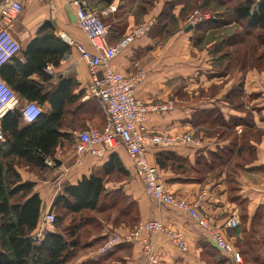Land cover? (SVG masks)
Masks as SVG:
<instances>
[{
    "label": "crops",
    "instance_id": "1",
    "mask_svg": "<svg viewBox=\"0 0 264 264\" xmlns=\"http://www.w3.org/2000/svg\"><path fill=\"white\" fill-rule=\"evenodd\" d=\"M24 10L12 28V32L26 49L36 37L38 30L51 22L62 39H73L91 50L86 35L77 24L74 0H19ZM100 11L103 22L109 29V43L117 44L128 30L141 23L152 21L149 33L138 38L132 46L119 55L112 67L130 75L142 69L146 73L137 88V97L147 104L175 102V109L165 114H151L148 127L154 131L182 134L191 132L204 141L202 148L176 145L168 151L182 160L188 168H200L197 158L203 160L201 181L196 175L161 171V178L169 190L189 201H194L204 192L205 212L213 216L218 226L237 217L235 229L225 230L227 239L243 256L244 264H264V251L259 254L258 241L263 238L264 247V69L233 68L227 74L214 68L215 43L203 50L192 43L194 27L188 16L180 19V31L168 41L153 36L158 18L165 5L172 0H154L141 15L142 0H115L104 5L99 0H89ZM115 11H108L110 7ZM182 5L173 12L180 15ZM21 61L25 58L20 57ZM13 61L6 64L12 66ZM51 76L48 82L44 75L34 74L31 80L58 87L69 81L72 97L67 109L70 111L69 132H79L90 127L102 129L106 123L104 104L101 100L87 98L89 70L80 53L70 46L59 65L49 66ZM49 75V76H48ZM1 77V76H0ZM239 93V96L236 94ZM235 94V95H234ZM18 95V94H17ZM21 101V97L18 95ZM27 100L22 99V103ZM44 107L49 108L46 104ZM231 151L226 160L210 158L211 153ZM163 152L153 148L147 155L151 164H156L157 154ZM116 157L121 171L105 174L104 165L110 156ZM63 157L60 147L54 158ZM60 166L30 169L17 168L23 181L35 183V193L43 202V211L52 209L56 197L68 186H77L84 177H101L105 192L99 202L98 211L87 212L95 218L86 228L93 230L82 236L81 245L69 264H153L146 253V246L153 249L158 264H207L218 256L216 264H230V261L208 242L205 231L187 215L168 207L160 206L147 197L143 182L135 174V166L124 146L119 145L103 158L85 156L77 160L72 157ZM206 166H205V165ZM199 175V174H198ZM115 176V179H111ZM114 206V207H113ZM128 208L125 216L119 217V210ZM160 220L168 228L182 232L188 241V250L181 252L163 234L143 233L141 239L132 245L117 246L106 256L98 254L99 247L107 235L114 231L130 229L141 221ZM48 231L55 232V227ZM258 252V253H257ZM220 257V258H219Z\"/></svg>",
    "mask_w": 264,
    "mask_h": 264
},
{
    "label": "trees",
    "instance_id": "2",
    "mask_svg": "<svg viewBox=\"0 0 264 264\" xmlns=\"http://www.w3.org/2000/svg\"><path fill=\"white\" fill-rule=\"evenodd\" d=\"M142 1L145 5L141 15L154 0ZM99 2L108 6L115 0ZM180 4L183 7L176 16L173 10ZM195 10L215 18L196 24L192 38L193 45L201 50L215 43L212 52L215 69L225 74L248 64L251 68L264 69V0H172L160 14L153 36L168 41L181 30L180 19ZM57 33V28L46 22L27 48L13 58L12 66L3 65L0 69L1 79L16 94L42 108L41 115L31 124L24 122L19 109L8 112L0 120L3 138L0 141V264H69L81 245L83 234L89 233L85 231L86 226L96 221L86 214L99 210L105 192L102 178L95 175L84 177L77 186L66 187L54 200L51 212L55 209L66 212L71 216L70 223L62 226L64 220L58 213L55 232L47 231L42 240L35 237L43 202L35 193V183L23 181L17 168L27 166L45 170V160L54 158L56 149L73 133L67 131L71 127V113L67 107L75 100L70 82L64 81L53 88L31 80L37 73L44 75V81L48 82L51 76L45 77V69L59 65L70 52V46ZM22 56L24 62L20 60ZM46 104L49 108L44 107ZM230 152L219 151L209 157L226 160ZM201 158L204 157L200 156L196 162L201 169L188 168L185 159L163 150L157 154L154 165L158 166L160 174L167 170L181 175L194 174L201 181ZM55 166L58 165L55 163ZM121 170L116 157L111 155L104 165L105 174ZM127 210V207L120 209L119 217L127 215Z\"/></svg>",
    "mask_w": 264,
    "mask_h": 264
},
{
    "label": "built area",
    "instance_id": "3",
    "mask_svg": "<svg viewBox=\"0 0 264 264\" xmlns=\"http://www.w3.org/2000/svg\"><path fill=\"white\" fill-rule=\"evenodd\" d=\"M72 5L77 8V24L84 32L92 48L86 49L81 43L63 38L71 47L80 53L81 59L89 70V84L87 98H95L104 104L106 123L102 129L90 127L86 130L74 132V152L77 160L85 156L103 158L119 145L125 147L135 166V174L143 182L148 198L160 206L171 207L187 215L201 227L212 245L216 247L230 264H244L243 256L227 239L225 230L235 229L237 217H231L224 226H218L212 215L205 212L203 193L194 201H189L171 192L161 179L158 166L148 161L147 155L153 148L169 150L176 145L192 148H202L204 141L191 132L170 134L151 130L148 120L151 114H165L174 111L175 102L167 101L159 104H147L137 97V88L146 77L144 70L126 75L116 71L112 62L129 49L140 37L146 36L153 26L152 21L136 25L128 30L126 35L114 45L109 43V29L103 22L100 11L89 0H74ZM24 5L19 0H0V69L11 62L22 50V44L12 32V28L21 16ZM108 11H115L110 7ZM215 19L210 14L195 10L188 18V23L195 26L199 22ZM45 72L51 73L47 67ZM19 109L26 124L37 120L42 108L36 102L22 103L20 98L0 77V120L8 112ZM0 132V141H2ZM53 158H47L45 164L54 167ZM264 191V183L262 184ZM55 214L50 209L43 211L38 227L34 232L38 240H42L45 233L54 227ZM143 233L163 234L181 252L189 248L185 235L168 228L160 220L141 221L136 226L123 231H114L107 235L99 247L98 254L106 256L117 246L137 243ZM146 253L153 264H158L153 249L146 246Z\"/></svg>",
    "mask_w": 264,
    "mask_h": 264
},
{
    "label": "rangeland",
    "instance_id": "4",
    "mask_svg": "<svg viewBox=\"0 0 264 264\" xmlns=\"http://www.w3.org/2000/svg\"><path fill=\"white\" fill-rule=\"evenodd\" d=\"M43 110H44V108H43ZM74 140H75L74 139V135H73V133H71V135L62 142V144L60 146V151H61V154L63 155V157H59L58 160L55 159V158L52 159L53 162L56 163V165L60 166V164L63 163V161H61L62 159H64V162H65V159L67 160L69 157H72L74 155V153H75L74 152ZM111 179H115V176H112ZM53 213L55 215L58 214V213H61V215H62L61 217L64 220L62 226H67L70 223L71 216H69L66 212L55 209V210H53ZM89 230L91 232H93V230L91 229V227L90 228L89 227L88 228H85V231L86 232H89ZM86 236H87V234L84 233L83 234V238H86ZM258 241L260 242V246H257V249H258V252H260L259 254L261 255V253L264 251V247L262 246L263 238L261 237V239H259ZM208 242L210 244H212L209 239H208ZM210 255H213V258H210L208 260L209 263H207V264H216V259H217L218 256H215L214 254H210ZM223 264H225V261H224Z\"/></svg>",
    "mask_w": 264,
    "mask_h": 264
},
{
    "label": "water",
    "instance_id": "5",
    "mask_svg": "<svg viewBox=\"0 0 264 264\" xmlns=\"http://www.w3.org/2000/svg\"><path fill=\"white\" fill-rule=\"evenodd\" d=\"M193 28V26L192 25H189L185 30L186 31H189V30H191Z\"/></svg>",
    "mask_w": 264,
    "mask_h": 264
}]
</instances>
